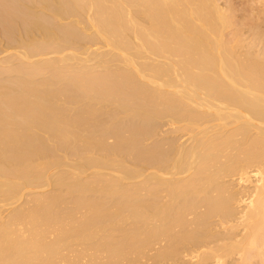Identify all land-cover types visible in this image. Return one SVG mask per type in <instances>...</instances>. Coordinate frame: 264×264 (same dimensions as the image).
<instances>
[{
	"label": "bare ground",
	"instance_id": "bare-ground-1",
	"mask_svg": "<svg viewBox=\"0 0 264 264\" xmlns=\"http://www.w3.org/2000/svg\"><path fill=\"white\" fill-rule=\"evenodd\" d=\"M259 1L0 0V264H264Z\"/></svg>",
	"mask_w": 264,
	"mask_h": 264
},
{
	"label": "rangeland",
	"instance_id": "rangeland-1",
	"mask_svg": "<svg viewBox=\"0 0 264 264\" xmlns=\"http://www.w3.org/2000/svg\"><path fill=\"white\" fill-rule=\"evenodd\" d=\"M243 1V2H242ZM257 1V2H256ZM242 2V3H241ZM254 3V4H252V3ZM256 2V3H255ZM233 3V2H232ZM238 4V6L236 5V4ZM241 3V4H240ZM244 3H247L248 5L246 6ZM249 3H251V4H249ZM257 3H258V5H257ZM260 3V1L258 2V0H253V1H247V0H234V5H236L239 9H238V14L240 15H238L239 16V19L241 18V15H242V18L239 20L240 21V23H243L244 22V24H247V23H249V24H251V22L253 23V17H254V15H256V14H254L255 12H256V10H257V12L258 11H261V4H259ZM240 4V5H239ZM244 4V5H243ZM243 5V6H242ZM251 7H250V6ZM256 5V6H255ZM242 6V7H241ZM246 6V7H245ZM253 6H255V7H253ZM236 7V8H237ZM244 7V8H243ZM259 8V10H258V8ZM243 8V9H242ZM246 8H247V11H245L246 10ZM250 8H252L251 10H253V11H251L250 10ZM261 8V9H260ZM242 9V10H241ZM250 11V12H249ZM242 12V13H241ZM248 12V13H247ZM262 12V11H261ZM250 13V14H249ZM244 14H246V15H244ZM248 14V15H247ZM252 14V15H251ZM254 14V15H253ZM243 15H244V17H243ZM251 15V16H250ZM256 17V16H255ZM251 18V19H250ZM243 19V20H242ZM241 20H242V22H241ZM248 25V24H247ZM4 40H1L0 41V48H1V51H0V57L1 58H3V57H5V56H8L9 54H11L12 52H13V49L12 48H10V49H5V51H4V43L5 42H3ZM2 44V45H1ZM11 52V53H10ZM6 54V55H5ZM5 55V56H4ZM3 56V57H2Z\"/></svg>",
	"mask_w": 264,
	"mask_h": 264
}]
</instances>
